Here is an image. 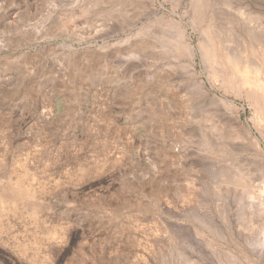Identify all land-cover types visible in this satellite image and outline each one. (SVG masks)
I'll return each instance as SVG.
<instances>
[{
	"label": "rangeland",
	"instance_id": "374dc122",
	"mask_svg": "<svg viewBox=\"0 0 264 264\" xmlns=\"http://www.w3.org/2000/svg\"><path fill=\"white\" fill-rule=\"evenodd\" d=\"M233 6L0 0V264H264V88L227 59L264 71V34Z\"/></svg>",
	"mask_w": 264,
	"mask_h": 264
},
{
	"label": "bare ground",
	"instance_id": "6f19581e",
	"mask_svg": "<svg viewBox=\"0 0 264 264\" xmlns=\"http://www.w3.org/2000/svg\"><path fill=\"white\" fill-rule=\"evenodd\" d=\"M224 1L228 5L232 4L233 6L234 4L237 10H239L242 14H244L243 32L246 34L249 41L253 45L252 47H255V46L257 47L258 45H261V42L263 41V34H264V23L263 24L260 23L259 18L253 15V13L251 14L250 10L246 8L245 6L242 9L240 8L242 5L241 2L243 0H224ZM236 4H239V6L237 7ZM224 17H227V16H224ZM224 17L218 18L217 20H212L213 17L209 19V21H211V25L214 27V29L211 28L212 38L214 42L217 43L218 45H220V43L223 44L222 42L224 41L223 40L224 37L228 36L229 35L228 33L230 32V30H228L225 24L223 23ZM226 19L228 20V23L232 25L233 20H231L230 18H225V20ZM257 27L259 28L258 30L256 29ZM208 29H209V23H207L206 25V30ZM226 39L227 37H225V41ZM214 42L213 44H215ZM223 51L224 50H222L221 52ZM192 55H194L193 52H192ZM227 59L229 63L232 65V75L235 77L237 76L240 79L241 83H243V85L248 86V89H250V91H255L257 89L263 90L264 71L262 70V68H260V66L257 63H254L253 60L252 61L250 60L252 59L250 56L242 55L239 53H237V55L228 54ZM262 59L264 60V50L262 52ZM263 238H264V235H263Z\"/></svg>",
	"mask_w": 264,
	"mask_h": 264
}]
</instances>
